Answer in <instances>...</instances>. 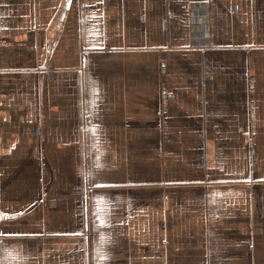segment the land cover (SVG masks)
<instances>
[{
	"label": "crops",
	"instance_id": "0c3cea01",
	"mask_svg": "<svg viewBox=\"0 0 264 264\" xmlns=\"http://www.w3.org/2000/svg\"><path fill=\"white\" fill-rule=\"evenodd\" d=\"M0 264H264V0H0Z\"/></svg>",
	"mask_w": 264,
	"mask_h": 264
}]
</instances>
